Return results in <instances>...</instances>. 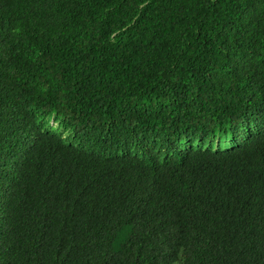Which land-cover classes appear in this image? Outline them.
<instances>
[{"label":"trees","instance_id":"1","mask_svg":"<svg viewBox=\"0 0 264 264\" xmlns=\"http://www.w3.org/2000/svg\"><path fill=\"white\" fill-rule=\"evenodd\" d=\"M264 264V0H0V264Z\"/></svg>","mask_w":264,"mask_h":264},{"label":"rangeland","instance_id":"2","mask_svg":"<svg viewBox=\"0 0 264 264\" xmlns=\"http://www.w3.org/2000/svg\"><path fill=\"white\" fill-rule=\"evenodd\" d=\"M174 264H180L179 262H176V263H174Z\"/></svg>","mask_w":264,"mask_h":264}]
</instances>
